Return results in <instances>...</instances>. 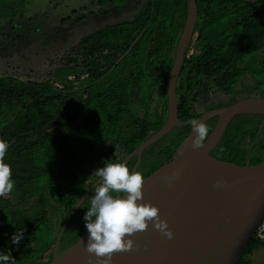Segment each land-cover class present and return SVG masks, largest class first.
I'll return each instance as SVG.
<instances>
[{
    "label": "trees",
    "instance_id": "obj_1",
    "mask_svg": "<svg viewBox=\"0 0 264 264\" xmlns=\"http://www.w3.org/2000/svg\"><path fill=\"white\" fill-rule=\"evenodd\" d=\"M128 1L88 0L74 5L66 15H53L55 20L49 25L46 14L38 19L40 34L28 26L33 19L23 15L22 6L14 11L3 4L0 39L9 40L3 42L4 47H14L27 38V30L45 37L54 31L56 19L60 26L78 24L93 13L122 9ZM195 1L197 22L176 83L181 122L218 108L203 105L199 99L217 91L237 95L256 92L264 101V75L260 76L264 63L257 68L254 84L245 92L238 89L239 82L245 81V85L253 76L243 66L246 58L264 49V0ZM186 15L187 0H145L131 19L80 38L78 47L72 49L78 54L69 63L56 66L51 77L0 73V139L9 144L5 163L12 169L15 196L0 197V254L11 253L15 264L48 263L52 257L45 258L46 253L56 241L53 222H64L92 184L90 167L82 159L92 156L103 165L120 163L164 125L168 77ZM133 103L141 114L135 116ZM262 118V114L236 116L203 161L221 168L245 165L247 148L241 144L254 140ZM215 120L205 122L210 131ZM190 128L189 123L176 126L175 134L165 143L155 142L145 150L142 163L149 167L148 174H156L162 167L166 172ZM259 136L255 142L257 161L250 166L264 160V125ZM150 155H154L151 164ZM93 195L94 190L70 222H77V215L87 212ZM50 210L56 218L49 216ZM78 222L73 228L70 223L66 227L65 249L87 231L84 217ZM20 231L23 238L14 244L12 236ZM258 246L261 244L252 237L238 264H253L247 255Z\"/></svg>",
    "mask_w": 264,
    "mask_h": 264
},
{
    "label": "water",
    "instance_id": "obj_2",
    "mask_svg": "<svg viewBox=\"0 0 264 264\" xmlns=\"http://www.w3.org/2000/svg\"><path fill=\"white\" fill-rule=\"evenodd\" d=\"M196 22V1L187 0V15L168 77L166 121L121 162L125 164L134 155L139 159L148 146L166 135L173 126L191 125L188 135L173 152L166 172L162 169L146 179L142 189L141 202L159 209L160 218L167 222L173 238H165L149 223L147 231L131 237L135 248L131 252L113 254L111 264H238L255 229L264 219V160L255 166L247 163L241 167L223 168L212 167L203 161L218 143L224 129L238 115H263L253 140L255 143L264 125V101L251 99L213 108L194 119L205 123L216 118L200 149L191 146L195 136L192 120H178L176 83ZM98 181L87 189L65 218L56 240V250L67 223ZM87 236L88 231L70 248L56 252L46 264H99L94 255L85 251Z\"/></svg>",
    "mask_w": 264,
    "mask_h": 264
},
{
    "label": "rangeland",
    "instance_id": "obj_3",
    "mask_svg": "<svg viewBox=\"0 0 264 264\" xmlns=\"http://www.w3.org/2000/svg\"><path fill=\"white\" fill-rule=\"evenodd\" d=\"M87 2L88 0H0V7L4 4V6L8 5L6 7L13 8V10L15 8L16 10L17 6H22L23 15H27L29 17L31 16L33 19L32 24L28 26H33L35 32L37 31L36 34H40V28H37L39 17H42L43 19L44 17L48 16L47 20L49 25L53 23L55 17L57 18V16L59 15H66L69 10L74 7V5L78 6ZM143 3L144 0H129L122 9L109 8L106 13H93L91 16H88L84 21L78 24L69 23L67 26H60L59 21H57L58 19H56L54 25L52 24V29L54 30L53 32H48L45 37H41L40 35H36L35 32H32V29L27 30V38L18 40L20 41V45L17 41L16 43L18 45L14 47H4L3 45L6 44H3V42L9 40L0 39V43L2 44V48L0 49V73L9 72L22 77H26L28 75L30 78L51 77L52 75H54L53 71L56 66L69 63L71 57L78 54V52H73L72 49L78 47L80 38L106 25L131 19L140 10ZM13 10L11 11L12 13ZM4 13H6L7 15L8 10H6ZM32 13H36L38 14V16L33 17ZM53 15L55 17H53ZM17 17L18 15H16V18ZM263 50L251 54L246 58L247 64H244L243 66L248 70L249 73L252 72L253 76L249 77L251 79L246 81L245 85V81L243 83L239 82L238 89L240 91L244 90L245 92L248 88V85L254 84V76H257V74L259 73V70L257 68L262 66V64L264 63ZM252 64L253 67L251 66ZM262 75H264V73L261 72L260 76ZM240 86L245 87L241 89ZM254 95L255 98L251 97V99H259L257 97V93ZM228 98H230L228 94H224L223 92H216L215 94L209 95L206 98L207 102L205 103L216 104L217 102L215 101H227ZM132 107L136 111L135 116L136 113L141 114L142 111L140 109H137V104L133 103ZM251 145L252 142L249 139L244 140L241 144L242 147L247 148L244 163H250L252 165L255 163V161H257L256 152L258 147L252 149L250 148ZM211 156L213 155L211 154L210 157ZM82 161L85 162L87 167H90V180H96L98 177L94 175V172L98 168L103 167L101 165V161L98 158H94L92 156L84 157ZM149 164H151V162H149ZM7 197L10 199H15L13 191ZM31 204L32 203H29L26 206L30 207ZM86 205L87 204H85L84 207H86ZM49 212V216L52 219L56 218L55 214L52 215L51 210ZM84 214V211L79 213L75 221H79L84 216ZM53 223L56 224L55 227L60 226V222ZM247 258H249L253 264H264V247L258 246L252 251L251 254L247 255Z\"/></svg>",
    "mask_w": 264,
    "mask_h": 264
},
{
    "label": "clouds",
    "instance_id": "obj_4",
    "mask_svg": "<svg viewBox=\"0 0 264 264\" xmlns=\"http://www.w3.org/2000/svg\"><path fill=\"white\" fill-rule=\"evenodd\" d=\"M191 124L195 132L191 146L203 148L210 129L201 121L192 120ZM8 148L9 144L0 139V197H7L14 189L12 169L5 163ZM94 175L100 179L84 215L88 231L85 251L94 255L99 264H111L113 254L131 252L135 248L131 237L147 231L149 223L165 238H173L159 209L141 202L145 178L140 172L130 170L124 163H107ZM22 238L23 232H16L12 242L19 244ZM0 264H15L11 253L0 254Z\"/></svg>",
    "mask_w": 264,
    "mask_h": 264
},
{
    "label": "flooded vegetation",
    "instance_id": "obj_5",
    "mask_svg": "<svg viewBox=\"0 0 264 264\" xmlns=\"http://www.w3.org/2000/svg\"><path fill=\"white\" fill-rule=\"evenodd\" d=\"M144 2H145V0H144ZM217 92H222V91H217ZM216 92H214V93H212V94H215ZM224 94H228L229 96H230V98H228V100L227 101H221V100H218V101H215V102H217L216 104L215 103H213V104H208V103H205V102H207L206 100V98L208 97V96H203V97H200L199 99H200V101L202 102V104L203 105H216L215 107H222V106H226V105H231V104H234V103H238V102H242V101H247V100H251V97H253V98H255L254 96V94H256V92H252V93H244V94H239V95H237V94H234V93H225V92H223ZM211 94V95H212ZM177 96V95H176ZM246 97V98H245ZM257 97H258V95H257ZM183 125V124H182ZM177 126H181V125H177ZM175 127L176 126H173L172 127V129L166 134V135H164L163 137H161V138H159L158 140H156L155 142H158L159 144H163V143H165V141L167 140V139H169L171 136H173L174 134H175ZM154 142V143H155ZM153 143V144H154ZM152 145V144H151ZM150 145V146H151ZM149 147V146H148ZM147 147V148H148ZM256 146H255V143H253V141H252V145H251V148L253 149V148H255ZM146 148V149H147ZM145 149V150H146ZM145 150L142 152V154L140 155V158L138 159V157L136 156V155H134V156H132L125 164H126V166L130 169V170H132V171H136V172H140L143 176H144V178H145V180L146 179H148L149 177H151V176H153V175H155V173H153V174H148V168L149 167H145V166H143V157H144V152H145ZM129 155V154H128ZM127 155V156H128ZM126 156V157H127ZM125 157V158H126ZM153 157H154V155H150L149 156V162H152V159H153ZM124 158V159H125ZM102 159V158H101ZM123 159V160H124ZM122 160V161H123ZM121 161V162H122ZM120 162V163H121ZM102 166H104L103 165V163L101 164ZM163 169V167L162 168H160L158 171H157V173L160 171V170H162ZM98 179H100V178H97L96 180H94V181H91L92 182V184L93 183H95ZM91 184V185H92ZM90 185V186H91ZM94 190V189H93ZM92 190V191H93ZM90 206V205H89ZM84 212H86V210H84ZM79 215V214H78ZM77 215V216H78ZM74 216V215H73ZM73 216H72V218H73ZM84 217V216H83ZM83 217L80 219V220H82L83 219ZM72 218L70 219V221L72 220ZM79 220V221H80ZM68 222L67 223V225L70 223V226H71V228H73V227H75V226H77L80 222ZM63 223L64 222H62L61 224H60V226L58 227V229L56 230V227L55 228H53L54 229V233H56V240H57V237H58V235H59V232H60V229H61V227H62V225H63ZM67 225H66V227H67ZM65 230H66V228H65ZM65 230H64V232L62 233V235H61V238H60V244H59V247L57 248V250L55 249V244H56V241H55V244H54V246H53V248L51 249V251L50 252H48V253H46V257L45 258H47V257H49V255L51 254V257H53L54 256V254L57 252V253H60V252H62V251H65L66 249H65V245H63L62 244V241H63V238H66L67 236L65 235ZM56 231V232H55Z\"/></svg>",
    "mask_w": 264,
    "mask_h": 264
},
{
    "label": "built area",
    "instance_id": "obj_6",
    "mask_svg": "<svg viewBox=\"0 0 264 264\" xmlns=\"http://www.w3.org/2000/svg\"><path fill=\"white\" fill-rule=\"evenodd\" d=\"M252 237L264 247V219L257 226Z\"/></svg>",
    "mask_w": 264,
    "mask_h": 264
}]
</instances>
